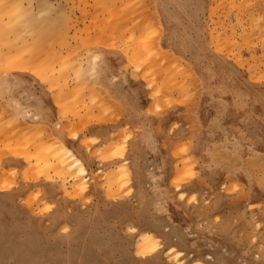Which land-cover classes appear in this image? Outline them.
Returning <instances> with one entry per match:
<instances>
[{
    "label": "rangeland",
    "instance_id": "1",
    "mask_svg": "<svg viewBox=\"0 0 264 264\" xmlns=\"http://www.w3.org/2000/svg\"><path fill=\"white\" fill-rule=\"evenodd\" d=\"M1 3L0 264H264V0Z\"/></svg>",
    "mask_w": 264,
    "mask_h": 264
},
{
    "label": "bare ground",
    "instance_id": "2",
    "mask_svg": "<svg viewBox=\"0 0 264 264\" xmlns=\"http://www.w3.org/2000/svg\"><path fill=\"white\" fill-rule=\"evenodd\" d=\"M0 8H2L1 0H0ZM19 10L20 9L16 8V12L13 15L9 16L8 17L9 21H7V22H9V23H7L8 26L11 25V27H12L9 29V32H12V29L15 31V28H16V40L15 39L10 40L8 37H6L4 35L3 36L5 38H3V36H2V39H1V41L5 45L6 49L8 48V52L10 55V56L8 55V57L10 58V62H12L14 65L16 64V66L19 63L20 57L22 54V52L18 46H20L23 43L26 44V42H27L26 38H24L23 36H20V35H22L21 32H18V28L20 29L22 27L21 23L23 22V24H24V21H23L24 17H20L21 20H19V14H18V12H20ZM1 20H2V18H0V23H1ZM19 24L21 26H19ZM30 30H31V28H30ZM33 31H36V30L33 29ZM31 32H32V30L30 31L29 34H34V32H32V33ZM24 35H25V33H24ZM27 35H28V33H27ZM35 36H37V37L34 38V36H32L34 38V41L32 40L33 41L32 43H34L33 45L36 46L37 48L41 47V41L46 40L47 42L45 41V43H48V41L50 42V40H51L50 38L44 39V38L40 37L41 35L39 36L38 33ZM44 36H46V34ZM50 43H49V46L51 45ZM52 44H53V41H52ZM20 48H22V47H20ZM49 57L50 56H48V58ZM56 57H57V55H56ZM56 57H54V58H56ZM50 59L51 58H49V60ZM37 63H39V60L30 62V64L32 66H36ZM30 64H29V66H31ZM1 127L2 126L0 125V128ZM50 149H51L50 147H46V146H43L42 148H40L41 156L44 157L43 159L48 161V162H51L52 165H54V169L57 170L58 172L62 173V175H61L62 177H63V173L65 171L68 173L70 172V174L73 173L74 178H76V180L74 182L76 189L78 191H80L81 193L85 192V190L87 189V181L89 179V173H88L87 168L84 165V163L79 158L74 156L71 153V151H68L65 148H61L62 151L56 152V153H51ZM63 152H65L66 155H63ZM137 248H138L137 254H139L140 257L151 256V255L155 254L159 249L158 244L154 243L153 235L151 233H146V232L143 233L142 240L137 245ZM172 249H174V248H171L170 251ZM182 256H183V254H181V252H180L176 255L175 259L182 258ZM207 259H212V257L208 255ZM178 261L179 260H177V263H178Z\"/></svg>",
    "mask_w": 264,
    "mask_h": 264
}]
</instances>
